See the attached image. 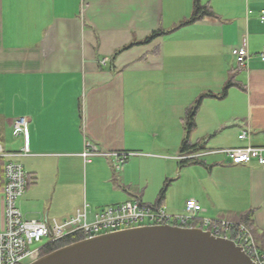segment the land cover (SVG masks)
Instances as JSON below:
<instances>
[{"label": "crops", "instance_id": "0c3cea01", "mask_svg": "<svg viewBox=\"0 0 264 264\" xmlns=\"http://www.w3.org/2000/svg\"><path fill=\"white\" fill-rule=\"evenodd\" d=\"M201 1L216 17L183 24L195 0H0V143L19 153L13 121H31V153L12 158L29 178L19 201L26 217L51 226L86 208L93 222L128 201L160 204L175 169H156L175 161L183 169L182 119L202 98L191 139L203 155L186 167L207 177L189 199L214 220L254 211L264 234V165L212 153L246 147L239 135L247 127L264 146V0ZM243 47L245 68L232 54ZM86 142L101 152L91 162ZM124 153L131 156L118 170L114 154ZM8 161L0 159V231ZM167 191L161 206L174 213Z\"/></svg>", "mask_w": 264, "mask_h": 264}, {"label": "built area", "instance_id": "2783aa9c", "mask_svg": "<svg viewBox=\"0 0 264 264\" xmlns=\"http://www.w3.org/2000/svg\"><path fill=\"white\" fill-rule=\"evenodd\" d=\"M264 20V17H262ZM233 56L238 64L245 68L249 62L250 54L246 47L234 48ZM264 61V52L260 54ZM31 121L27 117H19L13 121L16 138L24 139V146L19 153H7L0 143V159H9L5 164V187L3 202L5 205V229L0 231V264H30L38 260L43 250L50 244L56 243L69 235L80 232L85 239L101 234L125 230L145 225H173L185 228H202L213 235L233 240L255 262L264 264V252L259 247L253 231L244 223L214 220L203 217L206 212L202 204L192 198L189 199L182 214H169L163 206L154 207L139 201H128L123 204L111 206L97 214L93 222H89L87 210L78 213L76 218L62 224L54 221L50 226L44 219L26 217L20 207L19 201L29 188V178L24 167L12 158L31 153L29 146ZM239 139L246 141L247 146L212 152L223 154L234 164H249L253 161L264 165V146H255L252 143V130L250 127L243 130ZM99 148L91 142H86L82 156L87 162L100 155ZM203 154L195 153L180 157L182 160L200 159ZM131 154H114L115 167L121 170ZM49 242L39 248H33L35 243L44 239Z\"/></svg>", "mask_w": 264, "mask_h": 264}, {"label": "water", "instance_id": "95a60500", "mask_svg": "<svg viewBox=\"0 0 264 264\" xmlns=\"http://www.w3.org/2000/svg\"><path fill=\"white\" fill-rule=\"evenodd\" d=\"M30 264H255L233 240L202 228L145 225L83 239Z\"/></svg>", "mask_w": 264, "mask_h": 264}, {"label": "trees", "instance_id": "16d2710c", "mask_svg": "<svg viewBox=\"0 0 264 264\" xmlns=\"http://www.w3.org/2000/svg\"><path fill=\"white\" fill-rule=\"evenodd\" d=\"M210 17H212V18L216 17V13L214 12L212 6L210 4H202L201 0H195V9H194V13H193L191 19L187 22H184L183 24L196 23L198 21H202V20H204L206 18H210ZM162 33L163 32L161 30L153 32L152 35L145 40V43H149L152 40L158 38L159 36L162 35ZM232 85H234L233 81H231L229 83V86H232ZM201 101H202V98L199 99L194 105H192L187 110L186 115L182 119V124H183L185 131H186V138L184 139V142H183L182 147H181V155H183V156L199 153L203 149L202 145H200L198 143H193L192 139H191L193 133L197 129L196 116H197L198 109L201 105ZM193 163H199V160L198 159L182 160L180 162V167L184 168V167H186L190 164H193ZM5 164L2 165V173H3L4 178H5V172H4L5 171ZM169 184L170 183L166 184V187L161 192L160 204H158L157 206H154V207H160L161 204L163 203L162 201L165 199L166 191H167ZM238 222L244 223L253 231L259 247L264 252V234H260L258 232V229L256 228L255 221H254V211H250V212L245 213ZM83 239H85V236L83 235V233H80V232L74 233V234L69 235L68 237L54 243V244H50L49 246H47L43 250L42 255L44 256V255L50 254L57 249H60L62 247L70 245L72 243L81 241Z\"/></svg>", "mask_w": 264, "mask_h": 264}, {"label": "rangeland", "instance_id": "374dc122", "mask_svg": "<svg viewBox=\"0 0 264 264\" xmlns=\"http://www.w3.org/2000/svg\"><path fill=\"white\" fill-rule=\"evenodd\" d=\"M242 73L243 72H239V75H241V78H242ZM237 79H239L238 76H237ZM124 166L125 165H123V167ZM172 166H174L175 172H174L173 176L171 178H169V180L171 182H170V186L168 188L167 194L170 197L169 199H170L171 203L174 204V207L176 208V212L177 213L179 212L180 214H182L184 212L187 200L196 193L197 181L199 180V178L200 179L203 177L206 178L207 175L204 174V175L198 177V175L196 173H194V171H191V169L188 167H184L183 169H179L177 161H175L173 164L168 162V163L163 165L160 163L158 168L156 169V172L159 173L161 171H164L165 167H167L168 171H166V172L169 173L170 168ZM168 175H170V174H168ZM179 175H181L183 178L180 179ZM176 212H174V213H176ZM168 213L170 214L171 212L169 211ZM174 213H171V214H174ZM203 214H202V216H203ZM203 217H206V216H203ZM48 242H49V239L46 238L41 243H35L32 247L33 248H39V247L47 244ZM42 256L43 255L41 254L40 257H42Z\"/></svg>", "mask_w": 264, "mask_h": 264}]
</instances>
